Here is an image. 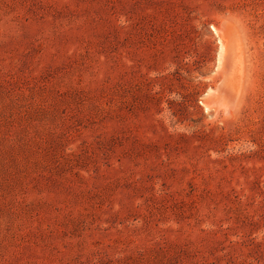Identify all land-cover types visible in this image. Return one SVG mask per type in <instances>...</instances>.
<instances>
[{
	"label": "rangeland",
	"instance_id": "1",
	"mask_svg": "<svg viewBox=\"0 0 264 264\" xmlns=\"http://www.w3.org/2000/svg\"><path fill=\"white\" fill-rule=\"evenodd\" d=\"M0 264H264V0H0Z\"/></svg>",
	"mask_w": 264,
	"mask_h": 264
},
{
	"label": "bare ground",
	"instance_id": "2",
	"mask_svg": "<svg viewBox=\"0 0 264 264\" xmlns=\"http://www.w3.org/2000/svg\"><path fill=\"white\" fill-rule=\"evenodd\" d=\"M229 24V23H228ZM227 24V25H228ZM228 27V33L226 30V34H229V40L227 41L226 45H225V50L227 51L225 57H227L228 61L227 62V68L226 66L224 67V65L221 67L223 69L226 68L225 72L227 73V78L234 83V85L238 88L241 86L242 84V76L243 73H245L244 70V57L242 55V46L240 43H237L236 41V30L233 27V25L231 26V24H229ZM214 28V27H213ZM225 29V27H224ZM224 35V34H223ZM226 39V38H225ZM240 39V38H239ZM241 42V41H240ZM225 42H223L224 44ZM243 44V43H242ZM223 46V45H222ZM244 50V49H243ZM225 54V53H222ZM221 54V55H222ZM223 56H221L220 60L224 59L222 58ZM223 62V61H222ZM225 63V61H224ZM222 64V63H221ZM224 73V74H226ZM226 78V79H227ZM228 81V80H227ZM229 82V81H228ZM223 84V83H222ZM225 86V84H223ZM221 89V88H220ZM219 89V90H220ZM223 89V88H222ZM230 89H231V85H230ZM224 90V89H223ZM228 90V89H227ZM222 91V90H220ZM240 91H243V89H241ZM227 92V91H226ZM225 92V93H226ZM239 92V91H238ZM223 94V93H222ZM230 95V92L228 93ZM235 95V94H233ZM238 95V94H237ZM236 95V97H237ZM227 96V95H226ZM232 96V95H231ZM240 96V95H239ZM222 97V96H221ZM241 97V96H240ZM229 98V96L227 97V99ZM231 99V98H230ZM229 99V100H230ZM225 100V99H224ZM235 101V100H234ZM231 103V102H230ZM237 104V103H236ZM229 107V106H228ZM227 107V108H228ZM234 108V107H233ZM231 109V108H230ZM228 110V109H227ZM230 111V110H229Z\"/></svg>",
	"mask_w": 264,
	"mask_h": 264
}]
</instances>
